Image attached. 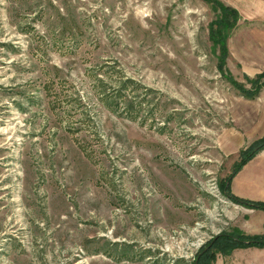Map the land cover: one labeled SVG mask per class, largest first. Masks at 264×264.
I'll use <instances>...</instances> for the list:
<instances>
[{"label":"rangeland","instance_id":"rangeland-1","mask_svg":"<svg viewBox=\"0 0 264 264\" xmlns=\"http://www.w3.org/2000/svg\"><path fill=\"white\" fill-rule=\"evenodd\" d=\"M220 1L249 89L264 0ZM214 17L203 0H0V264H195L220 235H264V211L222 188L264 136V88L218 71ZM229 189L264 202V150Z\"/></svg>","mask_w":264,"mask_h":264},{"label":"trees","instance_id":"trees-1","mask_svg":"<svg viewBox=\"0 0 264 264\" xmlns=\"http://www.w3.org/2000/svg\"><path fill=\"white\" fill-rule=\"evenodd\" d=\"M213 10L215 17L208 24V38L213 48L217 50V68L218 71L227 76V80L232 84L240 94L248 99L256 96L264 88V72H261L253 78L246 77V82L250 85L246 89L241 83L236 82L226 70V61L229 56L227 40L231 32L237 27L240 19L238 11L221 2L220 0H203ZM264 150V136L256 140L249 148L239 152V160L234 164L233 171L225 180L222 188L228 198L237 204L247 206L249 209H259L264 211V202L250 201L238 198L231 194L229 183L231 178L259 152ZM260 248L264 249V235H247L245 233H235L233 235H220L209 244L197 257L195 264H211L215 261L214 254L221 252L227 254L240 248Z\"/></svg>","mask_w":264,"mask_h":264}]
</instances>
